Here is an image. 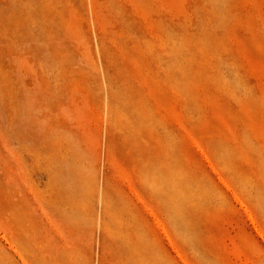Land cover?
<instances>
[{
    "label": "rangeland",
    "instance_id": "1",
    "mask_svg": "<svg viewBox=\"0 0 264 264\" xmlns=\"http://www.w3.org/2000/svg\"><path fill=\"white\" fill-rule=\"evenodd\" d=\"M0 264H264V0H0Z\"/></svg>",
    "mask_w": 264,
    "mask_h": 264
}]
</instances>
